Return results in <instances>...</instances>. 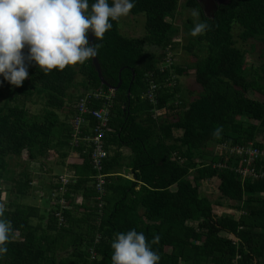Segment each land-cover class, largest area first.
Returning a JSON list of instances; mask_svg holds the SVG:
<instances>
[{"label":"trees","instance_id":"obj_1","mask_svg":"<svg viewBox=\"0 0 264 264\" xmlns=\"http://www.w3.org/2000/svg\"><path fill=\"white\" fill-rule=\"evenodd\" d=\"M178 1L135 0L130 14L145 16L140 39L120 35L119 21L112 22L102 41L94 37L104 80L115 87L120 73L121 85L109 101L105 95L110 89L101 84L91 60L47 75L32 65L15 92L3 94L7 81L0 84V203L13 228L0 264H112V241L132 229L144 232L161 257L159 264H264V158L254 163L257 177L243 180L238 172L241 157L230 152L250 145L264 151V139L259 138L264 135V103L248 95L264 94V60L260 72L248 66L246 52L233 38L238 27L239 40L258 41L264 58V0H227L212 17L201 11L197 0H187L186 6L199 10L209 28L184 46L196 59L192 65L162 69L178 44L172 22ZM189 69L200 88L191 100L180 97L176 86V78ZM171 81L175 85L168 87ZM150 83L157 86L155 102L147 97ZM78 87L80 94L73 96L70 90ZM34 96L44 102L39 116L31 115L27 106ZM84 97H89V111L112 103L103 138L108 157L102 169L107 176L101 207L91 147L72 142ZM63 111L61 121L58 114ZM83 118L80 137L91 135L97 123L89 113ZM218 127L219 137L214 135ZM72 153L75 160L66 164ZM23 154L26 163L16 174L8 160ZM53 154L61 159L58 167L74 173L66 185L59 180L64 174L51 176L48 171ZM36 161L50 183L48 188L42 185L51 196L45 213L19 203L33 191L36 181L27 164ZM209 181L229 202L231 213L221 215L214 207L222 202L201 193ZM76 197L81 198L78 204ZM156 236L159 240L153 243Z\"/></svg>","mask_w":264,"mask_h":264},{"label":"clouds","instance_id":"obj_2","mask_svg":"<svg viewBox=\"0 0 264 264\" xmlns=\"http://www.w3.org/2000/svg\"><path fill=\"white\" fill-rule=\"evenodd\" d=\"M134 7L135 0H0V76L19 87L32 65L47 75L96 58L100 45L89 43V30L102 41L112 22L128 16ZM208 28L206 21L198 22L190 34L195 37ZM221 132L218 127L214 135ZM12 232L0 203V258L8 252ZM158 240L156 236L153 243ZM111 248L112 264H159L161 259L144 232L135 229L118 233Z\"/></svg>","mask_w":264,"mask_h":264},{"label":"rangeland","instance_id":"obj_3","mask_svg":"<svg viewBox=\"0 0 264 264\" xmlns=\"http://www.w3.org/2000/svg\"><path fill=\"white\" fill-rule=\"evenodd\" d=\"M186 1L187 0H179L177 4L178 6L177 11L175 13V16L172 22H173L175 29L177 30L174 36V40H175V43H178V44L173 48L172 51H170V54H169L171 56V60H170L171 65L172 64L177 65L178 67H182V68L192 65L196 61V59L192 56L190 52L186 50L184 46H186L189 43L190 38L196 37V36L193 37L190 34V30L192 29V27L195 26L196 23L201 22L200 11L197 9L188 8L186 6ZM223 2H225V0H221L220 3H223ZM193 12H198V16H194ZM188 21L192 22L191 23L192 27ZM144 22H145V16L143 14H138L134 16L129 13L128 16L122 17L119 20L118 32L120 35L126 38L140 39L145 34ZM239 32H240V29L238 27L233 28V38L235 41V46L246 52V58H245L246 64L248 66L252 65L253 67H255L256 71L260 72L258 69L259 64L262 62V60H264V58H262L261 56V54L263 53L262 45L258 41H255L253 39H250L246 42H241L238 38ZM144 49L149 50L150 48L147 46ZM159 53H161V50H158V54ZM193 53H200V51H197V49H194ZM204 54L205 53L202 52L199 54V56L200 57L204 56ZM71 66L75 67V65H71ZM176 79H177L176 86H178L180 89V92H179L180 97L191 100V98L198 96L200 92V88L194 81L195 71L193 69L187 70V72L184 75L177 77ZM81 80H82V77L78 75L76 78V83H80ZM3 82L4 80L0 76V84H3ZM174 85H175V82L171 81L167 86L172 87ZM14 87L15 86H12L8 82H6L5 86L1 88V91L3 94H6L7 90L9 89L15 92ZM80 92L81 90H79V87L75 89L73 88L70 90V93L73 96L79 95ZM248 95L256 97L264 103V94L260 95L257 93L255 94L249 93ZM2 102H3V98L0 97V104ZM27 106L29 108V112L31 115L39 116L42 114V111L44 108V102L41 98L34 96L31 98L30 103H28ZM65 111L59 112L58 114L61 121L63 120V113ZM259 138L264 139V135L259 136ZM123 153L126 154L127 152L123 151ZM57 157H58L57 154H53V156L49 158L47 162V168H48V171L51 173V176H53L52 174L54 172L57 175L63 173V171L59 169L58 167L59 165L58 163L61 159H58ZM25 161H26L25 154L22 155L21 159H17L13 157L8 160L11 170L15 172L16 174L21 171L22 166L24 165V163H26ZM36 162H33V164H29V163L27 164L28 172L29 173L31 172V174H33L34 176V178H32V182L34 183V180L36 181L34 185L33 184L31 185L32 188L34 186L33 191H31L30 194L26 195L21 201L19 200V203L21 202L25 205L35 206L38 208L40 213L42 212L45 213L46 211L45 209H49L51 207L49 205L50 203L47 204L48 201H50L51 196L48 197L47 194L45 195V192L42 190L43 189L42 185L45 183L44 187L48 188L50 183L45 181V179L48 178L47 174H42L40 171V166H39L40 161H38L37 163ZM40 174H41V179L39 177ZM53 178L54 177H52V179ZM200 191L209 200L222 202L223 205L220 206V208L214 207L215 211L220 212L221 215H225L227 212L231 213L229 202L221 199L217 189L215 188V183L213 181L205 182V184L201 187ZM1 199L3 203H7V197L5 193H2ZM75 202L76 204L80 203L81 198L76 197ZM80 212H82V210H80Z\"/></svg>","mask_w":264,"mask_h":264},{"label":"built area","instance_id":"obj_4","mask_svg":"<svg viewBox=\"0 0 264 264\" xmlns=\"http://www.w3.org/2000/svg\"><path fill=\"white\" fill-rule=\"evenodd\" d=\"M171 56L168 55L165 59L166 63L162 67L171 65ZM151 76V75H150ZM152 82V81H151ZM157 86L154 83H150L147 97L151 102L154 101V91ZM113 90H109V93L105 95V100L109 101L113 96ZM102 94H96L95 98H101ZM89 97H84L78 103V112L79 114L75 116L74 120V134L72 136V142L77 144L79 141L87 143L91 147L90 159L93 170H95L96 174L94 176L96 183L94 184L95 190L97 191L96 201H98V207H101L102 197L104 196V185H105V177L107 175L102 174L103 164L105 159L108 157V152L105 150L104 145V134L108 129V122L110 119V109L112 107L111 101L105 104L103 107L97 110L89 111L87 107V101ZM89 113L95 120L96 125L92 129L91 135L80 137V128L84 124L83 115ZM231 153H235L236 155L241 157V166L238 169L239 174L242 176L243 180L247 177L255 178L257 177V173L255 171V162L260 158H264V151L257 150L253 148L251 145L246 148H234L230 150ZM74 173L71 171L68 174H64L59 177L60 182L63 185H66L71 178H74ZM64 200H59V203L63 204Z\"/></svg>","mask_w":264,"mask_h":264},{"label":"water","instance_id":"obj_5","mask_svg":"<svg viewBox=\"0 0 264 264\" xmlns=\"http://www.w3.org/2000/svg\"><path fill=\"white\" fill-rule=\"evenodd\" d=\"M197 2H198V4H199V6H200L201 11H202L205 15H209L210 17H212L211 15H212L213 12L216 10L217 5H218V4H221V3H219V2H218V4H217V3H215L214 1H213L212 3H211V2H208V3H210V8H211V10H212L211 12L208 13V12L206 11L205 6H203V4L201 3V1H200V0H197ZM223 3H224V2H223ZM223 3H222V4H223ZM87 35H88L89 43L92 44V43H93L94 36H93V34L91 33L90 30H89V32L87 33ZM91 61H92V65H93L94 69H95L96 72H97V75H98V78L100 79L101 84L104 85V86H106V87H108L110 90L116 91V90L120 87V85H121L120 73H119V77H118V79H119L118 84H117L115 87L110 86V85L104 80V78L102 77V73H101L100 65H99V63H98L97 58L91 59ZM133 79H134V73H133V75H132V80H133ZM126 97H127V100L129 101V99H130V91H129V90L127 91Z\"/></svg>","mask_w":264,"mask_h":264},{"label":"crops","instance_id":"obj_6","mask_svg":"<svg viewBox=\"0 0 264 264\" xmlns=\"http://www.w3.org/2000/svg\"><path fill=\"white\" fill-rule=\"evenodd\" d=\"M124 151L127 152L126 150H124ZM126 154H127V153H126ZM74 157H76V156H75L74 153H72V154L66 159V162H65V163L68 164V162L74 161V160H75ZM59 169H61V170L63 171V173H62V174H59V175L68 174V172H71V170H69V168H65V167L60 168V167H59ZM52 175L54 176V175H57V174L54 172ZM129 176H131V175L129 174Z\"/></svg>","mask_w":264,"mask_h":264},{"label":"flooded vegetation","instance_id":"obj_7","mask_svg":"<svg viewBox=\"0 0 264 264\" xmlns=\"http://www.w3.org/2000/svg\"><path fill=\"white\" fill-rule=\"evenodd\" d=\"M201 1V3L203 4V6H205V8H206V11L209 13V12H211L212 10H211V8H210V3H208V2H215V3H217L218 4V2L220 3L221 2V0H200ZM227 2V0H225V2L224 3H226ZM222 4V3H221ZM218 5H220V4H218ZM217 5V6H218ZM24 51H26V50H24Z\"/></svg>","mask_w":264,"mask_h":264}]
</instances>
